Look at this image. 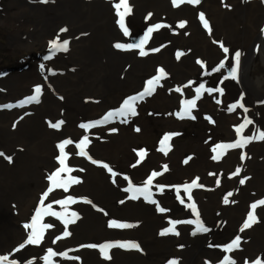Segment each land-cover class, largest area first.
Listing matches in <instances>:
<instances>
[{"label": "bare ground", "instance_id": "obj_1", "mask_svg": "<svg viewBox=\"0 0 264 264\" xmlns=\"http://www.w3.org/2000/svg\"><path fill=\"white\" fill-rule=\"evenodd\" d=\"M40 1L20 5L12 13L9 46L47 47L54 40L69 43L67 51H58L54 62L44 64L46 77L36 72L32 86L21 83L26 76L21 73L0 79L4 87L1 90L5 91L0 101L8 99V106L34 94L37 86L41 88L39 107L0 112V254L12 244L17 246L12 259L16 264H46L48 249L56 254L50 264H212L223 254L229 245L226 243L239 236V250L233 251H237L240 260L248 262L247 257H252L253 264L256 260L264 264V204H257L264 200V140L252 139L243 147L219 149L223 151L219 160L212 159L217 152L203 144L188 142L173 147L168 140L164 154L176 161L179 178L190 179L200 173L211 187L210 191L202 188L200 193H190V199L188 194L178 195L187 205L195 204L199 221L209 229L197 232V215L192 209L183 212L172 205L176 199L172 192L154 198L153 181L149 186L150 199L143 195L130 198V185L142 188L152 175L149 168L154 156L147 153L149 156L136 165V158L123 147L134 134L119 132L120 138H116L112 129L119 130L118 125L102 128L97 123L125 100L141 94L152 76L159 73L158 64H162L171 76L159 80L164 83L156 88V108L163 103L182 106L184 101L195 100L194 113L210 120L215 135L224 132L223 141L217 145L235 143L241 137L264 131V102L247 93L237 77L229 75L235 65L234 54H241L239 66L256 34L252 22H257L264 12L263 9L256 15L247 6H260L262 0H200L197 5L178 6H173L172 0H128L131 12L124 18L128 35L118 23L115 6L119 0ZM153 8L161 12L159 17L167 28L160 27L147 38L143 46L147 54L141 56L139 48H116L117 43L135 44L145 38L153 23L141 18H145V10ZM200 13L204 14L208 29L203 27ZM246 19L250 26L245 27ZM181 22L184 27H179ZM223 48L229 52L226 54ZM177 53H181L179 58ZM201 84L205 88L197 98L196 89ZM217 88L222 92L206 91ZM232 105L237 106L229 111ZM248 120L252 123L238 135L236 128ZM58 121L63 122L59 129L49 126ZM82 124L93 127L85 129ZM94 134L101 138L105 135L109 140L91 139ZM78 135L87 136L90 141L85 156L79 155L80 149L75 145L81 141H77ZM66 140V165L70 171L60 175L67 182V190L57 188L50 194L56 195L58 201L62 197L73 202L44 201L43 207L51 202V211L59 215H44L40 223L51 227L44 229L41 243L21 250L20 245L31 231L25 228V224H30L28 213L31 218L36 213L32 207L34 198L41 186L49 187L48 177L58 167L53 153ZM11 152H15L14 157ZM237 169L240 171L234 175ZM75 170L81 173L83 182L71 183ZM225 197L228 203L224 202ZM154 204H160L165 211H153ZM253 204H257L256 222L243 232L242 222L253 210ZM17 213L25 214L24 224L19 222ZM221 217L229 220L218 231L209 223H217ZM188 218L193 223H188ZM64 220L74 221L67 224L69 236L63 235ZM110 221L131 227L112 228ZM170 222H179L176 232L161 235ZM117 242H133L139 248L113 247L109 249L110 258L101 255L100 245Z\"/></svg>", "mask_w": 264, "mask_h": 264}, {"label": "rangeland", "instance_id": "obj_2", "mask_svg": "<svg viewBox=\"0 0 264 264\" xmlns=\"http://www.w3.org/2000/svg\"><path fill=\"white\" fill-rule=\"evenodd\" d=\"M37 1L38 0H0V18H1L0 19V79H2V77L4 78V77L13 76L17 73L19 75L21 73L23 75H26L25 77L27 78V79H24L25 77L22 78L21 83L24 84V86L32 83L31 84L32 86L33 85L32 79L37 78L36 72L46 77L45 66L43 67V69L40 66L47 64V63H52L55 60V57L58 51L51 50L49 46L45 47L39 44L38 46H31L28 48L27 47L26 48L24 47L14 48V47H10L8 44L9 34L13 30L12 20L14 17H12V13L14 11H17L16 9L20 5H24L25 3L34 4ZM220 1H223V0H220ZM246 1L247 3L251 2V0H246ZM256 1H259V0H256ZM247 8H249L251 11L256 13V15L260 14L264 9V0L260 2V6H257V4L248 5ZM149 14L151 15L149 16ZM263 15H264V12L259 17H257L258 18L257 22L255 19L252 22L251 26L253 27L254 32H257L258 28L260 27L264 19ZM143 16L145 18L144 19L141 18V21H151L153 23L151 24V27L159 24V25H162L163 28H167L165 20L159 17V16H162L161 12L159 10H156L155 8H153L152 10L150 9L145 10L143 12ZM218 16L220 18V14ZM149 18H153V20ZM244 25L245 27L250 26L247 23V19L244 20ZM45 56H49L50 59H47V60L44 59ZM158 66H160L158 70L162 69V64H158ZM163 71L166 75L167 74L169 75L167 76L165 75V77L163 76L162 79L168 76H171L170 72L166 73L168 71H166L164 67H163ZM158 75L159 73L154 74L150 80H152L154 77H157ZM162 83L164 82L159 81V83L155 85L154 91H152L150 95H144L142 99H137L133 101L134 106H135L136 115H131L130 113L126 117L118 115L117 114L118 110H120L122 106L124 105V102H123L121 103V107H117V110L113 112L114 115L112 117L108 118L107 120L105 119V117L108 116V113H110L109 111L106 114H104V116H102L100 119H98L97 123L100 124L99 126L102 128H105V127L112 128L118 125L120 129L114 131V135H116V138H120L119 132L133 133L134 137L129 138V140L123 144V147L127 149L128 151H130L132 156L136 158V160L134 161L136 165L143 162V160L146 159L147 156H149V154L147 153L152 154V157L154 156V158L151 159V165L149 169L151 171V174L154 172L160 173V175L155 176L153 179V187H154V192H155L154 198H157L158 194L165 193V192L166 193L172 192V196H175L176 198L175 202L172 205L177 206V209H182L183 212H186V211L191 212V208L189 207V205H187L184 202H181L180 198H178V195H183V194L189 195L190 193H193V192L200 193L202 188L210 191L211 187L210 185H208V182L203 178L204 176L201 175L200 173H195L194 177L190 179L189 177H186L188 179H180L176 171V161L174 159H171L169 154L168 155L164 154V151L161 150L160 142L162 138H164V136L168 134L171 136L170 143L173 147L178 146L179 143L189 142L191 144H203L207 146L209 149L213 150L218 143L223 141L224 132L221 131L218 133V135H215V133L213 132V125L210 122V120L206 117H203L201 114L197 112L194 113L192 109H191V117L185 116L181 118L180 116L177 115V113L181 111L182 106L173 105L171 103H163L160 105V107L156 108V105H154L153 100L157 96L158 89L156 88L160 87ZM145 88L146 87L144 86L142 91L140 92L143 93ZM1 89H4L2 85H0V95L5 92ZM30 96H27V97H30ZM138 96H139V93L135 95V97H138ZM21 101H15L14 105H11V106H8L7 104L8 99L4 101H0V112L6 111L8 113H11V112L23 111L31 106L39 107V103H40V102H32V103L21 105L20 103ZM83 138L84 137H81L78 135L77 141L82 140ZM102 138L104 141L109 140V138L105 135H102ZM102 138L101 136L94 134L92 135L91 139L103 141ZM113 139L115 138H112V140ZM78 144L79 142L75 143L76 146ZM16 150L23 151L21 149H16ZM141 150H143L145 153L144 159H141L139 156V153ZM64 151H65V154H67L65 149ZM14 153L15 152H11L10 156L14 157L13 155ZM59 155H60V151L57 147V149H55L53 153V159L57 160V157ZM132 156L130 159L133 158ZM60 166L61 165L59 164V161H58L57 169ZM200 166H201L200 172L202 173L203 171L205 172V168L203 169V165L201 164ZM165 167H166V170H165ZM171 173L173 174L172 176L170 175ZM73 177L75 179H78L77 183H79L80 181L83 182L84 180L81 173L77 170H75ZM193 180H196L199 186L191 188L190 193L186 192L184 189V185H190ZM214 187L216 186L214 185ZM48 188L49 187H46L45 185H43L39 189L37 196L34 198L35 201L32 204L33 205L32 207L35 209V211L37 210V208L40 207L41 197L48 190ZM50 193L44 199V201L51 199L52 203L59 204L57 203L58 201L57 196L51 195ZM60 199L61 201H65L67 198L60 197ZM13 200H16V199H13ZM48 205H51V202L46 203L44 208H47ZM157 205H160V204H154L153 211L157 209ZM203 205L206 206V204H203ZM213 206L214 204L212 205V207ZM20 209L21 208L18 207V213L21 211ZM15 212L17 211L15 210ZM18 213H17V217H18L19 222L24 224L23 222L25 220L24 219L25 214L23 216L21 215L18 216ZM200 218H202L204 221L206 220L204 215H200ZM226 218L221 217L217 221V223H214L215 221H212L211 223V220H210V223L209 222L208 223L211 224V227H214L219 231L223 229L224 225L228 222L229 219L227 220ZM28 219H29V223H31L32 221L30 220H32V218L29 213H28ZM190 219L193 220L194 218L190 217ZM188 221H189V218L187 222ZM243 223L244 222H242V226H243ZM245 230L246 229H244L243 232ZM248 230L249 228H247V231ZM230 243L231 241L227 242L226 244H230ZM27 245L31 246L32 244H26L25 247L22 248L21 250L27 248ZM16 248H17L16 245L11 244L10 247H7V249L4 250L0 254V256L8 257V260L4 261L3 264H11L12 259L14 258L13 255H14ZM21 250H19L18 253H20ZM236 250L238 251L239 248H237ZM237 251H233V250L227 251L225 247L223 254L222 255L219 254L218 259H215V261L212 264H224L225 256L229 257V261L227 262V264H233V262L234 264H246V263L253 264L252 257H247V259H250L248 262H245V260H240L239 255L237 256Z\"/></svg>", "mask_w": 264, "mask_h": 264}, {"label": "snow or ice", "instance_id": "obj_3", "mask_svg": "<svg viewBox=\"0 0 264 264\" xmlns=\"http://www.w3.org/2000/svg\"><path fill=\"white\" fill-rule=\"evenodd\" d=\"M44 2H47V0H44ZM173 6H178L180 4L183 3H188L191 5H197L200 3V0H172ZM116 9H117V13L119 15V25L120 28L124 31L125 35H128V29L125 27V23H124V18L126 15H128L131 12V8L128 4V0H119V3L116 4ZM122 9V10H121ZM151 14H149L150 16ZM199 19L203 24V27L205 29L209 28L208 22L205 19V16L203 13H200L199 15ZM162 27V25H154L153 27H150L148 29V31L145 33V38L142 39L139 43H135V44H129V45H123V44H119L117 43L115 45L116 48H139L140 49V55L144 56L147 53L144 51L143 46L144 44L147 42V38L151 35V33L153 31H155L156 29ZM179 27H184V22H181ZM61 31H66V29H61ZM68 41L65 40L62 43L58 42L57 40L51 41L49 44V47L51 50L53 51H67V47H68ZM221 47H223V45H221ZM158 50V49H156ZM154 50V51H156ZM223 51L227 54L229 52V49L227 48H223ZM181 55V53H177V58H179V56ZM240 53L236 52L234 54V61H235V65L232 67L229 75L232 78H235L237 75V66L239 63V59H240ZM44 59H50L49 56H45ZM198 63H200L198 61ZM221 67H223V61H221ZM42 69L44 67V65L40 66ZM217 69H213V71H216ZM166 74L164 73L163 69L159 70V75L157 77H154L152 80H150L148 82V86L145 88L144 92L139 94L138 97H130L128 100L124 101V105L122 106V108L120 110H118V115L120 116H127L129 113L131 115H136V111H135V106L133 101L137 100V99H142L144 95H150L152 91H154V85L159 83L160 78H162L163 76H165ZM205 86L203 84H201L197 89V98L199 97V94L201 93V90L204 89ZM179 91V89H177ZM207 92L212 93L213 91L216 92H222V89H206ZM41 94V88L40 86H37L34 89V94L30 97H27L25 100L21 101V105L23 104H27V103H32V102H38L39 101V97ZM217 103H219V101H217ZM237 105H232L229 107V111H232ZM242 106V105H241ZM196 107V101L195 100H188V101H184L182 102V107H181V111L179 113H177L178 116H180L181 118L188 116L191 117V109ZM114 115V113H109L107 117H105V119L107 120L108 118L112 117ZM126 122V121H125ZM63 122L62 121H58L56 123H50V127L55 128V129H59L61 124ZM252 123L250 120L246 121L244 124H241L239 127L236 128V132L239 135L242 130L248 125ZM82 128L88 129L93 127L92 124H82L81 125ZM112 131H115V129H112ZM170 139V135L166 134L164 136V138H162L161 140V145L162 151H167V142ZM252 139H256V140H264V131H259L258 134L252 136V137H241L239 140H237L235 143H229V144H221V145H216L215 148L213 149L214 152H217L216 155H213L212 159L214 160H219L221 158V155H223V151H217L219 149H232V148H239V147H243L244 145H246L247 143L250 142V140ZM89 139L87 136H85L80 143L77 145V147L80 149L79 151V155L81 156H85L87 155L85 149L89 143ZM69 141H64L60 144L57 145L59 151H60V155L57 157V160L59 161V164L61 165L55 172H53L49 177L48 180L50 181V186L48 188V190L43 194V196L41 197V207L37 208L35 215L32 217V222L30 224H25V228L26 229H31V231L28 233V237L27 240L24 242V244L20 245V248H24L26 244H40L43 237H44V229L51 227V225H44L41 224L40 221L42 220V217L44 215H59L55 212L51 211V205H48L47 208L43 207V201L44 199L48 196V194L50 192H52L55 188H64L65 190H67V182L65 180H63L61 178V173L63 172H67L70 171V169H68L67 165H66V159H67V155L65 154V145L68 144ZM0 155H3V153H0ZM144 151L141 150L139 153V156L141 159L144 158ZM243 159V157H241ZM8 159L10 160L11 158L8 157ZM93 163H96V161H93ZM139 163V161H138ZM104 167H108L107 165H104ZM166 170V167H165ZM109 171L111 172V169L109 168ZM239 169H237L236 173H234V175L239 173ZM160 175V173L154 172L152 173L151 176L148 177L147 181L144 184V187L142 188H134L130 185L129 189H127V191L132 192V196L130 197L131 199H136L138 195H143L145 197V199H150L151 197V192L149 191V186L152 184V181L154 179L155 176ZM244 181L241 180V183H243ZM71 183H77V181L73 178L71 180ZM199 186L197 184L196 180H193L192 183L190 185H184V189L186 192L190 193V189ZM229 195H231V193H229ZM190 195H189V199H190ZM73 202L71 200V198H69L67 201H57V203H71ZM152 203H155V201H151ZM183 202V201H181ZM225 203H228V199L227 197H225ZM257 204H264V200L262 201H258ZM257 204H253L251 206V208L253 209L252 211L248 212V216L247 219L244 221L243 226L241 228V231H243L244 229H247L249 227L252 226L253 223L256 222V216H255V209L257 207ZM189 207L192 209L193 213L197 215V220L194 221V223H196V231L197 232H208L209 229L206 228L200 221L198 218V214L196 212V207L195 204H190ZM157 208L159 211L163 212L165 211V209L160 208L159 205H157ZM74 221L72 220H64L65 223V231H64V236H68L70 233L67 231V224L68 223H72ZM176 223L179 222H170V227L164 229L160 234L161 235H167L169 233H175L176 232V228L175 225ZM188 223H193V221H188ZM37 225H39V227H37ZM109 227L112 228H126V227H131V225H127V224H120L117 223L115 221H110L109 222ZM57 239H60V237H57ZM55 242V241H53ZM239 244H240V237L237 236L234 240H232V242L226 246V250L227 251H232L233 249H237L239 248ZM89 247H97L96 245H89ZM113 247H121V248H139V245L133 242H117L115 244L113 243H105L99 246V250L102 256H104L106 259L110 258L109 257V249L113 248ZM56 255L52 249H48V254L47 256L44 257L46 264H50V258L52 256ZM66 255V254H65ZM8 257L7 256H0V264H3L4 261H7ZM229 261V257L225 256L224 257V264H227V262ZM11 264H16L15 261H12ZM170 264H176L175 261H171ZM234 264V262H233ZM254 264H261L260 260H256L254 262Z\"/></svg>", "mask_w": 264, "mask_h": 264}, {"label": "water", "instance_id": "obj_4", "mask_svg": "<svg viewBox=\"0 0 264 264\" xmlns=\"http://www.w3.org/2000/svg\"><path fill=\"white\" fill-rule=\"evenodd\" d=\"M236 77L247 93L264 102V19L237 68Z\"/></svg>", "mask_w": 264, "mask_h": 264}]
</instances>
